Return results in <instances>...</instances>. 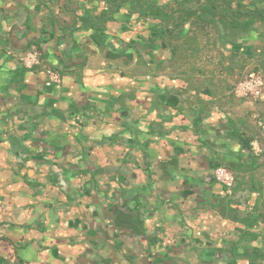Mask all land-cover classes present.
Segmentation results:
<instances>
[{"label":"crops","instance_id":"crops-1","mask_svg":"<svg viewBox=\"0 0 264 264\" xmlns=\"http://www.w3.org/2000/svg\"><path fill=\"white\" fill-rule=\"evenodd\" d=\"M67 18L0 9V42H37L62 73L0 51V264H264V179L240 130L155 71L160 47Z\"/></svg>","mask_w":264,"mask_h":264},{"label":"rangeland","instance_id":"rangeland-1","mask_svg":"<svg viewBox=\"0 0 264 264\" xmlns=\"http://www.w3.org/2000/svg\"><path fill=\"white\" fill-rule=\"evenodd\" d=\"M12 1H32L60 19L68 17V23L88 13L99 15L101 9L109 5L104 0H0V9L6 2ZM152 1L165 5L172 0ZM241 1L248 7L264 9V0ZM108 22H113L118 32H125L133 45H144L148 49L151 46L160 47L151 57L153 61L159 62L155 71L183 83L184 88L193 91L191 94L206 113L213 112L214 117L219 115V118L213 120L217 123L214 130L224 134L226 130L237 127L235 130L239 129L243 137L249 138L250 159L257 163L254 168L257 178L264 179V36L260 27L256 25L255 30L241 33L221 26L220 23L192 18L182 28L178 27L173 34H169L165 23L142 19L130 13L128 2H124L113 19L106 22V29ZM83 26L91 29L86 23ZM153 33H157V36ZM112 38L120 47L121 44L116 41L119 37L114 35ZM6 47L19 49L0 42V51L12 61L13 57L6 53ZM36 48L45 58L42 50ZM34 68L42 69L40 66ZM251 72L262 77V96H243L237 93V84ZM203 101L205 105H202ZM233 174L238 184L239 175Z\"/></svg>","mask_w":264,"mask_h":264},{"label":"trees","instance_id":"trees-1","mask_svg":"<svg viewBox=\"0 0 264 264\" xmlns=\"http://www.w3.org/2000/svg\"><path fill=\"white\" fill-rule=\"evenodd\" d=\"M104 1L109 5L101 9L99 15L88 13L81 18L86 20V24L95 33L105 31L106 22L113 19L114 14L120 11L124 2H128L130 13L137 14L142 19H153L165 23L169 34H173L178 27L182 28L192 18H198L205 22L220 23L221 26L241 33L255 30L258 25L264 36V9L248 7L241 0H172L165 5L157 4L152 0ZM153 35L157 36V33ZM33 43L41 50L37 42ZM232 136L240 141L243 148H251L249 138L243 137L239 132L232 133Z\"/></svg>","mask_w":264,"mask_h":264},{"label":"built area","instance_id":"built-area-1","mask_svg":"<svg viewBox=\"0 0 264 264\" xmlns=\"http://www.w3.org/2000/svg\"><path fill=\"white\" fill-rule=\"evenodd\" d=\"M6 50V53L11 55L13 61L16 63L27 68L40 66L51 82L60 83L62 77L61 71L48 64L47 60L41 56L35 45H31L25 50H15L9 47H6ZM262 86L263 80L261 75L251 72L248 77L237 84V93L243 96H262ZM214 179L224 186L225 191L228 194L232 193V190L237 183L234 174L223 165H219L215 168Z\"/></svg>","mask_w":264,"mask_h":264}]
</instances>
